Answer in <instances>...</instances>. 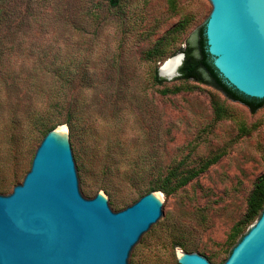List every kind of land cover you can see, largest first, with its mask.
Here are the masks:
<instances>
[{
  "label": "rangeland",
  "instance_id": "374dc122",
  "mask_svg": "<svg viewBox=\"0 0 264 264\" xmlns=\"http://www.w3.org/2000/svg\"><path fill=\"white\" fill-rule=\"evenodd\" d=\"M0 6L10 15L0 26V193H10L29 170L42 118L76 125L68 138L88 195L104 193L118 210L161 177L184 175L219 155L171 194L151 190L161 193L170 220L151 234L136 264H179V251L222 264L234 246L230 232L264 173V103L251 112L209 84L153 78L194 38L209 0H0ZM84 146L95 147L110 170L95 173L83 164ZM144 170L142 179L135 175Z\"/></svg>",
  "mask_w": 264,
  "mask_h": 264
},
{
  "label": "water",
  "instance_id": "95a60500",
  "mask_svg": "<svg viewBox=\"0 0 264 264\" xmlns=\"http://www.w3.org/2000/svg\"><path fill=\"white\" fill-rule=\"evenodd\" d=\"M207 51L224 81L264 98V0H209ZM169 76L180 75L184 54ZM165 62V61H164ZM163 62V63H164ZM48 131L22 181L0 193V264H136L151 234L170 220L149 191L118 210L104 193L89 197L75 140ZM179 264H211L196 252ZM222 264H264V208Z\"/></svg>",
  "mask_w": 264,
  "mask_h": 264
},
{
  "label": "trees",
  "instance_id": "16d2710c",
  "mask_svg": "<svg viewBox=\"0 0 264 264\" xmlns=\"http://www.w3.org/2000/svg\"><path fill=\"white\" fill-rule=\"evenodd\" d=\"M110 2L113 5H116L118 3V0H110ZM9 16H10L9 10L6 9L4 6H0V26L1 25L5 27L8 26ZM204 25L205 24H203L198 28V30L195 32L193 39L191 40L188 39L185 43V46L183 48H180V52L184 54V59L182 61L181 66L179 67L180 75L177 76L176 79H181V80L192 79L198 82L209 84L212 87L216 88L217 90L221 91L226 97L243 103L250 109L251 112H255L258 108H260L263 105L264 98L257 99L242 94L232 86L228 85L224 81V79L219 75L207 51L206 37L204 34ZM153 78H154V82L158 84H161L163 81L166 80L165 78L160 77L158 75V71L156 69L154 70ZM12 86L13 88H15V90L18 89L17 84L14 83L12 84ZM177 89L178 88H175L174 90H170L168 88H165L162 90V92L170 93L176 91ZM216 117L217 118L222 117L221 108L216 111ZM50 121L51 119L48 120V118H42V120L38 122V124L41 127H43V131H42L43 137L49 130L55 128L59 124V121H57L56 123H51ZM65 123L68 124L69 135L70 137H72V135L76 134L77 132L76 125L73 122H71L70 119L66 120ZM81 155L82 158L85 159V162L83 164L86 163L89 164V166L95 173L103 174L109 171L111 168V165L107 161V159L101 156L99 151L95 147L92 146L82 147ZM218 158L219 155H215L211 158H208L202 163V165L198 169L189 170L186 174L177 176L176 178H173L174 176L172 174H168L164 177H161L159 184L155 186H150L142 190V192H140V194L138 195V198L148 193L151 190H161L165 193V195H169L175 190L187 184L188 181H190L193 177H195L199 172L206 169L211 163L215 162ZM135 175L140 179H142L144 177L143 175H147V172L144 170L141 173H135ZM101 188L106 193H109V189L107 187L101 186ZM263 208H264V173L258 177L254 185V188L249 195L247 201V208L243 217L233 226L230 232L229 235L230 244L231 243L232 244L234 243V245L236 244L235 240L237 236L240 235L241 231H243V229L251 221L255 220L259 216ZM242 236L243 234L240 236V238ZM231 249L229 250L228 255L231 252Z\"/></svg>",
  "mask_w": 264,
  "mask_h": 264
},
{
  "label": "bare ground",
  "instance_id": "6f19581e",
  "mask_svg": "<svg viewBox=\"0 0 264 264\" xmlns=\"http://www.w3.org/2000/svg\"><path fill=\"white\" fill-rule=\"evenodd\" d=\"M179 59H180L179 55H177L173 58L166 59L165 62L160 65L161 66V68H160L161 74L164 76H169L172 73L174 66L179 62ZM66 132H67V128L64 125L57 126V128L53 132V137L56 134L66 137ZM154 195L158 200L159 199L162 200V195L160 192H156ZM178 255H179V258H181V260H185L183 254L178 252Z\"/></svg>",
  "mask_w": 264,
  "mask_h": 264
}]
</instances>
